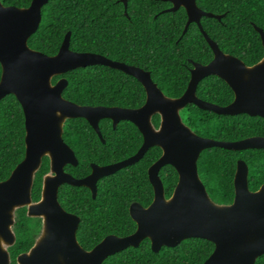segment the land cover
I'll list each match as a JSON object with an SVG mask.
<instances>
[{
	"label": "trees",
	"instance_id": "trees-1",
	"mask_svg": "<svg viewBox=\"0 0 264 264\" xmlns=\"http://www.w3.org/2000/svg\"><path fill=\"white\" fill-rule=\"evenodd\" d=\"M5 6L29 7L32 0H0ZM206 12L221 15V19L202 17L201 25L220 49L238 57L247 66L264 57V47L257 25L264 31V0H196ZM172 4L163 0H49L42 8L43 17L37 31L28 39L30 48L48 56L56 55L65 35L70 32V49L89 52L111 60L137 66L151 74L153 81L168 97L178 98L186 91L192 62L208 64L213 51L196 23L184 33L188 15L181 7L165 12ZM2 67L0 64V79ZM66 78L63 97L81 106H105L137 109L146 101L143 85L122 71L96 65L71 70L55 76V84ZM198 98L220 106L234 100L230 86L217 76L201 80ZM183 122L197 135L219 141H238L252 136L264 137V119L247 114L222 115L188 104L181 110ZM152 122L160 126V116ZM104 142L84 118L67 119L63 139L73 149L78 164L65 170L75 178H84L92 164L105 166L123 161L137 153L143 143L138 128L121 121L113 128L110 119L99 122ZM162 155L154 146L136 163L102 177L97 183V196L89 188L64 184L58 192L61 206L80 218L77 240L85 250L93 249L105 237H125L134 233L136 223L129 207L138 202L147 207L154 198L148 169ZM25 157V117L18 99L9 94L0 100V182L7 180ZM238 160L249 168L248 184L256 191L264 184V149L243 151L213 147L201 153L199 176L210 198L218 204H231L235 196L234 177ZM50 171V161L44 157L36 172L32 199L41 198L44 176ZM166 198L178 182V173L171 165L160 170ZM42 229L41 218L29 217L27 208L15 213L13 230L16 241L9 248L11 264L28 252ZM215 245L205 239L190 238L176 247L151 249L145 239L138 247H129L108 257L103 264H203ZM255 264H264V255Z\"/></svg>",
	"mask_w": 264,
	"mask_h": 264
},
{
	"label": "water",
	"instance_id": "water-1",
	"mask_svg": "<svg viewBox=\"0 0 264 264\" xmlns=\"http://www.w3.org/2000/svg\"><path fill=\"white\" fill-rule=\"evenodd\" d=\"M48 1L32 0L26 8L5 6L0 1V100L14 95L25 117V157L10 177L0 182V264H11L9 248L16 241L15 213L24 207L29 217L41 218L42 229L30 250L17 257V264H103L108 257L129 247L136 248L145 239L158 252L164 246L173 248L190 238L209 240L215 245L203 264H255L264 255V184L251 191L248 165L238 160L233 202L215 203L199 176L198 160L203 151L213 147L235 151L264 149V137L238 141L205 138L183 122L181 110L195 104L215 114H247L264 119V57L247 66L238 57L224 53L201 25L202 17L220 20L222 16L202 10L196 0H163L172 4L165 12L181 7L186 10L184 33L191 23H196L214 54L205 65L191 61L186 91L171 98L161 91L148 71L99 54L71 50L70 32L54 56L30 48L28 39L39 28L42 8ZM121 2L126 8L127 0ZM254 28L264 47V31L257 25ZM96 65H106L136 78L146 91L144 105L137 109L81 106L63 97L66 78L52 82L55 76ZM212 75L223 79L233 90L234 100L230 104L220 106L198 98L199 82ZM156 114L160 116L158 128L152 122ZM75 118L87 120L102 142L101 120L110 119L113 128L121 121L132 122L143 136L142 146L123 161L105 166L92 164L88 176L75 178L65 167L76 166L78 159L63 139L65 121ZM154 146L162 149V155L148 169L153 201L147 207L138 202L129 207L136 231L125 237L109 235L93 249L85 250L77 240L80 218L61 206L60 187L84 186L95 198L100 178L138 162ZM45 156L49 158L50 171L43 178L40 200L34 202L33 182ZM166 165L173 166L178 173L177 185L169 198L160 178V170Z\"/></svg>",
	"mask_w": 264,
	"mask_h": 264
},
{
	"label": "flooded vegetation",
	"instance_id": "flooded-vegetation-1",
	"mask_svg": "<svg viewBox=\"0 0 264 264\" xmlns=\"http://www.w3.org/2000/svg\"><path fill=\"white\" fill-rule=\"evenodd\" d=\"M69 173V172H68Z\"/></svg>",
	"mask_w": 264,
	"mask_h": 264
}]
</instances>
